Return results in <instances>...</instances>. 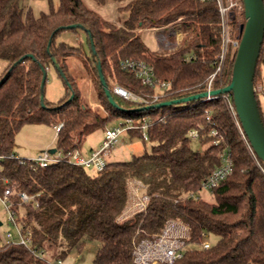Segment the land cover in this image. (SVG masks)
Instances as JSON below:
<instances>
[{
  "label": "trees",
  "instance_id": "trees-1",
  "mask_svg": "<svg viewBox=\"0 0 264 264\" xmlns=\"http://www.w3.org/2000/svg\"><path fill=\"white\" fill-rule=\"evenodd\" d=\"M48 1V12L34 16L28 11L23 16L21 0H0V62L5 64L0 73V157H4L0 160V177L36 197L37 207L28 204L15 208L18 220L31 232L32 247L44 252L59 247L61 251L54 258L64 262L72 251L81 253L88 242H95L99 248L93 264H132L134 245L153 240L168 221L176 220L190 229L186 241L190 248L174 264H264L263 165L247 138L240 135L221 95L208 102L202 98L157 106L206 92L223 50L222 18L216 0H92L98 6L125 4L119 9L126 14L120 24L103 19L82 0H59L57 8ZM244 21L242 15L229 22L231 41L238 37ZM176 24L184 39L170 53L151 52L139 35L142 29ZM79 30L86 35L87 47L81 41L76 48L67 47L58 40L64 32L77 34ZM235 56L236 50L229 44L223 70L213 81L214 91L230 84ZM71 57L79 58L86 72L93 75L106 117L83 104L65 64ZM53 59L65 75V80L61 78L65 96L57 104L47 102L44 88L43 107V70L55 69ZM124 60L144 61L153 67L158 82L170 83L159 102L133 103L112 92L119 85L136 95L153 93L133 74L120 69ZM97 63L114 101L123 110L109 103ZM258 82L264 99V42L254 87ZM261 96L256 92L264 120ZM112 120H148L149 142L143 141L138 130L128 134L149 143L150 151L130 161L110 162L94 174L67 163L35 170L12 158L15 137L27 124L53 127L63 123L54 148L68 151L81 150L85 138L98 130L104 132ZM192 130L199 131L198 149L192 148L188 138ZM213 130L216 135L211 134ZM75 133L82 136L77 143ZM226 149L233 160L232 174L211 192L214 203L197 198L202 183L221 164L220 154ZM133 181L145 187L147 205L120 221ZM213 238L217 241H209ZM204 241L211 243L210 249L199 248ZM0 264L50 263L23 245L0 243Z\"/></svg>",
  "mask_w": 264,
  "mask_h": 264
},
{
  "label": "built area",
  "instance_id": "built-area-1",
  "mask_svg": "<svg viewBox=\"0 0 264 264\" xmlns=\"http://www.w3.org/2000/svg\"><path fill=\"white\" fill-rule=\"evenodd\" d=\"M200 1L204 2L210 0ZM216 2L222 18L223 50L219 66L208 81L206 87L207 93H210L213 90V81L223 70L227 47L231 44L232 50L237 51L240 43L239 35L233 41L229 39V22L237 17L242 15L244 16L242 0H216ZM159 30H162V28H159ZM120 69L124 72L133 74L143 86L148 87L153 91L150 95L141 96L134 94L122 86L115 85L112 92L126 101L152 105L159 102V100L162 99L171 87L170 83L158 82L153 67L144 61L124 60L120 63ZM255 92H257L256 87ZM221 97L225 101L228 111L234 116L240 135L244 140H246L236 116L232 96L230 94H223ZM215 99H217V96L209 95L203 98V101L208 102ZM207 119L209 120V117ZM63 126V123L53 126L56 137L60 133ZM149 126L148 120L137 122L131 120L119 121L116 125L107 128L103 132V138L100 146L98 149L91 151L88 155L82 154L77 148L68 151H62L55 148L54 153L50 151L54 148H51L45 149L33 159L21 158L16 155L12 156V158L18 161L19 164L35 170L45 169L55 164L67 163L82 167L91 174L99 173L102 172L110 163L108 160L110 151L114 149L120 143L121 138L126 134L128 135L130 131H140L143 141L149 142ZM211 134L216 135L217 131L213 130ZM188 138L192 143H197L199 139V131H190L188 133ZM218 143L219 140L214 142L215 145ZM3 158L4 157H0V160ZM220 159L221 164L204 180L201 185V189L196 196L197 198H200L199 195H201L202 191L211 193L215 188L224 183L232 174L233 160L230 151L228 149L224 150L220 154ZM1 171L2 167L0 166V174ZM147 201L148 197L145 195L142 198L141 203L137 204L136 209L134 208L133 211H131L130 208L127 207L119 220L124 221L133 214L144 210L146 208ZM28 204H32L34 207H37L38 204L36 197L30 196L24 190H19L15 184L0 177V205L4 211L3 217H5L0 219V226H3L5 222L8 226L12 225L14 227V231L8 230L5 232L4 243L23 245L30 249L34 256L53 264L46 259L44 251H40L32 247L31 232L24 229L23 223L18 220L15 208ZM0 217L2 216L0 215ZM189 234L190 229L182 222L176 220L168 221L166 227L159 236L155 237L153 240H143L134 245L132 264H174L182 258L184 251L190 248V246L186 244L187 239H189ZM210 247L211 243L209 241H204L201 245H199V248L203 250L210 249ZM56 264H62V261H57Z\"/></svg>",
  "mask_w": 264,
  "mask_h": 264
},
{
  "label": "rangeland",
  "instance_id": "rangeland-1",
  "mask_svg": "<svg viewBox=\"0 0 264 264\" xmlns=\"http://www.w3.org/2000/svg\"><path fill=\"white\" fill-rule=\"evenodd\" d=\"M84 4L97 12L103 19L109 22L120 24L125 19L126 14L121 13L119 9L125 4H117L110 2L105 6H98L92 0H82ZM54 8L58 7L59 0H52ZM21 6L23 10V16L31 11L34 16H39L41 12H48L50 9V3L48 0H21ZM239 21H242L241 18ZM179 24L174 26H168L167 28L158 29H142L139 30V35L147 48L153 53L173 52L178 49L184 39L183 33L178 29ZM59 41L64 42L67 47L76 48L81 42L84 46L86 44V35L82 30H79L77 34L71 32L62 33ZM81 41V42H80ZM228 48V47H227ZM81 60L76 57L66 59L65 64L67 66L69 75L74 78L77 88L82 96V101L91 111L100 115V117H106L107 112L104 110L101 100L98 96V90L95 84L93 75L86 72ZM5 64L0 62V73L2 72ZM257 93H262V85L260 82L256 84ZM65 96L64 82L59 76L58 72L51 68L47 72V81L45 85V99L47 102L57 104ZM261 98L262 105L264 104L263 96ZM119 121H110L105 126V130L109 127L116 125ZM79 133L73 134L74 140L77 143ZM102 137V130H98L85 138L83 141L84 147L97 146ZM55 140V132L53 127L47 124H27L18 132L15 137L14 153L20 157L27 159H33L37 157L42 151L46 149V146ZM55 146V142L53 143ZM83 147V148H84ZM193 149H198V145L192 144ZM151 145L149 143L143 144L138 139L129 137V134L124 135L121 138L120 143L110 151L108 155L109 162L130 161L134 156H139L145 151L149 152ZM89 172V171H88ZM90 173V172H89ZM145 187L139 182H131L129 185V202L128 207L131 211L137 207L138 203H141L142 198L145 196ZM199 197L208 202L214 203L215 199L212 193L202 191ZM3 208L0 205V219L3 217ZM22 210H20V213ZM14 231L12 225L8 226L5 222L3 226H0V243H4V237L6 231ZM211 242L217 241V238L209 240ZM99 244L95 242H88L81 253L72 251L66 260L62 264H93ZM194 248V247H192ZM61 251L59 247H53L45 251L44 256L48 261L53 264L57 263L54 257ZM43 256V257H44Z\"/></svg>",
  "mask_w": 264,
  "mask_h": 264
},
{
  "label": "water",
  "instance_id": "water-1",
  "mask_svg": "<svg viewBox=\"0 0 264 264\" xmlns=\"http://www.w3.org/2000/svg\"><path fill=\"white\" fill-rule=\"evenodd\" d=\"M242 3L244 7L245 21L240 25V43L236 51L230 84L218 91L212 90L210 93L205 92L180 100L163 102L157 106L159 108H163L166 106L179 105L182 103L199 100L209 95L219 96L223 94H231L236 116L242 132L247 138L253 153L262 162L264 169V120L256 99L254 87L257 61L259 59L261 47L264 42V3L263 0H242ZM71 28H75V26H72ZM53 63L61 78L65 80V75L61 72L58 63H56L54 59ZM96 68L101 85L105 95L109 100V103L115 108H120L114 101L111 91L107 87L99 63H97ZM47 72L48 69L43 70V77L41 81L40 99L43 107H45L44 88L47 81ZM66 84L70 88L69 83L66 82ZM72 98L73 94L67 102H70ZM50 151L54 153L55 148L51 149Z\"/></svg>",
  "mask_w": 264,
  "mask_h": 264
},
{
  "label": "crops",
  "instance_id": "crops-1",
  "mask_svg": "<svg viewBox=\"0 0 264 264\" xmlns=\"http://www.w3.org/2000/svg\"><path fill=\"white\" fill-rule=\"evenodd\" d=\"M56 136H55V140H53L50 144H48L47 146H46V149H51V148H54V145H53V143L56 141ZM102 138H103V131H102V137H101V139H100V141H99V143H98V145L95 147V146H90V147H82V149L80 150L81 151V153L82 154H84V155H88L89 153H91V151H94V150H96V149H98V147L100 146V144H101V141H102ZM16 156H18V157H20L18 154H15ZM21 158H24V157H21Z\"/></svg>",
  "mask_w": 264,
  "mask_h": 264
}]
</instances>
